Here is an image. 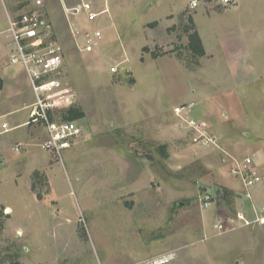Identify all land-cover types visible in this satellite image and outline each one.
<instances>
[{
  "label": "rangeland",
  "instance_id": "374dc122",
  "mask_svg": "<svg viewBox=\"0 0 264 264\" xmlns=\"http://www.w3.org/2000/svg\"><path fill=\"white\" fill-rule=\"evenodd\" d=\"M90 1L98 17L90 22L81 13L71 20L80 31L101 29L102 41L93 52L81 53L63 13V3L73 6L80 0H42L64 60L55 91L69 88L75 93L70 106L84 112L83 118L75 120L80 135L60 157L41 148L47 139L43 125L15 126L28 120L30 107L25 105L35 101L28 80L18 84L17 95L0 93V121L12 127L0 135V264H157L155 255L174 247L176 257L164 264H264V220L254 221L251 203L235 196L243 192L242 187H229L205 167L200 159L206 146L191 140L188 125L179 118L178 127L185 132L181 145H176L190 146L194 161L187 164L181 154L174 155L180 158L176 171L145 137L158 121L153 112L173 98L170 85L174 83L171 90L183 86L178 85L177 75L165 78L158 72L160 61L144 62L143 56L170 55L186 74L198 62L187 49L186 27L195 30L188 23L191 14L178 16L189 0ZM207 1L211 4L199 0L192 11L200 28L207 9H216V0ZM246 1L254 0H244L241 11L247 10ZM2 2H8L0 0L4 12ZM29 2L13 0L12 8L17 6L13 15ZM256 9L264 16V0H258ZM171 13L178 16L172 37L170 32L168 37L158 34ZM4 21L7 26V18L2 17L0 26ZM153 21L159 23L156 29L149 27ZM111 66L117 71L111 72ZM167 66L170 73V63ZM135 76L137 82H130ZM186 82L190 86V78ZM257 83L260 80L254 78L246 85L251 97L260 95L259 87L254 88ZM184 101L189 102L190 96ZM259 104L244 109L250 124L263 130L264 116L257 111L264 112V103ZM60 111L53 120L62 119ZM165 133L171 136L169 130ZM260 142L263 152L254 153L248 146L235 152V157L249 155L257 163L261 182L251 188V194L258 213L264 207V141ZM221 164L227 175L237 179ZM204 194L212 201L207 208L200 207ZM175 204L183 205L175 209ZM237 212L253 221L245 225ZM218 220L225 222L221 233L214 228Z\"/></svg>",
  "mask_w": 264,
  "mask_h": 264
},
{
  "label": "crops",
  "instance_id": "0c3cea01",
  "mask_svg": "<svg viewBox=\"0 0 264 264\" xmlns=\"http://www.w3.org/2000/svg\"><path fill=\"white\" fill-rule=\"evenodd\" d=\"M234 1L235 4L231 6L234 10L228 11L231 7H223L220 4V0H216L214 4L216 5V9H207L208 17L202 21V28L199 27L194 17L196 11L191 14L193 26L198 33L204 49V55L197 57L198 62L190 70L186 71L187 74L180 69L178 65L179 60L173 59L170 55L156 56L155 59L152 58L150 53L143 56L144 62L147 59L153 63L160 61L162 65H156L158 72L160 71L161 75L165 78L169 76L168 74L177 75L180 78L178 85L183 86V89L177 86V88L175 87L171 90V86L174 83L171 85L170 82L168 83L170 85L169 93L172 92L170 97L172 96L173 98L169 100L164 108L161 107L159 110L153 112L154 116H158V121H154L153 130H150L145 137L146 139L149 137L156 146L166 145V157L164 159H170L172 164H174L170 168L171 171H176L177 162L180 160V158L174 155L178 156L181 154L184 162L190 164V162L194 161L190 158V151H192L190 146L186 149H179L176 145H181L180 140L183 139L182 133L185 131L178 127L180 120L173 111V108L177 105L190 104L188 116L200 122L218 145V148L213 145L204 147L202 151H204L205 155L201 156L200 160L207 169L215 173V177L222 179L226 185L241 188L238 180L227 175L225 167L221 164L220 158L223 155L221 150L234 156H236V148L247 146L252 148L254 153L263 152L260 141H264V128L262 130V126H260V128L256 129L251 125L250 116L244 108L246 105L258 106L260 105L259 103H264L261 100L264 99V46L261 45V43H264V21L261 19H264V16H261L256 9L258 0H254L251 3L246 1L247 10L245 11H241L242 9L239 8V5L244 3V0ZM7 2V4L2 2L5 13L0 7V18L2 17V19L7 18L8 14H13L14 9L17 7L15 6L14 8L13 6L12 8L13 0H7ZM31 3H33V0L28 4ZM205 3L206 5L211 4L207 0H205ZM187 10L188 6L185 10H181L178 16L183 12L187 14ZM178 16L175 17L173 13L167 14L165 17L167 23L158 34H164V36L168 37L170 32V36L172 37L171 27H173L172 25H177ZM158 24L149 27L156 29ZM5 29L6 24L4 21L3 25L0 26V39L2 41L5 40L3 34ZM162 35H159L157 41L160 40ZM157 41H153V43L158 44ZM159 45L161 46L162 44L159 42ZM3 60H5V57L2 59L0 65V78L3 81L0 93L5 92V96L17 95L20 92L18 84L20 82L23 83L27 79L25 72L18 65L6 66ZM168 63H170L171 67L170 73H167ZM221 70H224L223 73L226 75L224 80L220 78ZM186 78H190V86L186 82ZM254 78H257L258 82L260 80V83H257L254 87H259L260 95H253L251 97L250 90L246 85ZM136 82L137 77L135 76L133 83ZM187 96H190L189 102L184 101ZM31 104L32 102L25 106L30 107ZM257 114L264 116V112L257 111ZM26 122L27 120L15 126L25 124ZM166 125H168L166 130L170 131L171 136L165 133L164 127ZM241 136L244 138H240ZM184 154L187 158H185ZM213 156L214 160L212 159ZM148 158L150 159L151 156H148ZM155 162L157 163L158 160ZM254 163L258 167L257 163ZM156 172L160 173L157 170ZM162 176H164L163 170L161 171L160 178ZM236 193L235 196L240 198V194ZM180 205L183 204H175L172 207L177 209ZM176 249L177 247H174L169 249V251H162L155 255L154 258L157 259V264L169 263L173 259L171 257H176Z\"/></svg>",
  "mask_w": 264,
  "mask_h": 264
},
{
  "label": "built area",
  "instance_id": "2783aa9c",
  "mask_svg": "<svg viewBox=\"0 0 264 264\" xmlns=\"http://www.w3.org/2000/svg\"><path fill=\"white\" fill-rule=\"evenodd\" d=\"M223 7H231L234 0H220ZM199 0H189L187 15L198 7ZM63 13L68 22V28L74 38L75 46L81 53L93 52L101 44L102 31L99 28L80 31L71 20L73 16L83 13L87 21H94L98 17L96 6L90 0H80L76 5L66 6L63 3ZM4 41L0 39V54L5 52V65H18L24 70L35 101L30 105L28 120L25 124L38 123L43 125L47 132V139L41 143V148L60 157L61 151L68 148L72 141L80 135V128L76 121L53 120L57 111L68 108L75 100V93L69 88L56 92L60 85L57 77L61 72L64 60L62 50L57 42L53 25L45 11L42 0H33V3L24 5L17 12L7 15V26L3 32ZM80 39V40H79ZM111 72L117 67L111 66ZM189 105H180L173 109L174 113L190 128V137L196 144L213 145L218 148L204 126L188 116ZM12 129L6 121H0V135ZM14 149L19 150L16 145ZM220 149V148H219ZM222 163L227 166L229 174L236 177L243 188L240 197L251 203L256 222H263L264 207L261 213L253 203L251 188L261 182V175L257 170L252 156L246 155L237 158L223 150ZM212 201L209 194L200 198V207L207 208ZM237 218L250 224L253 220L246 219L241 212ZM225 222L218 220L214 228L219 233L225 231Z\"/></svg>",
  "mask_w": 264,
  "mask_h": 264
},
{
  "label": "trees",
  "instance_id": "16d2710c",
  "mask_svg": "<svg viewBox=\"0 0 264 264\" xmlns=\"http://www.w3.org/2000/svg\"><path fill=\"white\" fill-rule=\"evenodd\" d=\"M188 23L189 26L190 24H192L193 26V22L190 16H188ZM156 22H153L151 25H155ZM190 27H186L185 32H189L187 35V49L190 51V53L196 57H201L204 55V49L201 43V40L198 36V33L193 30ZM191 31V32H190ZM143 51H148L147 47H143L142 49ZM152 57H156L157 54L156 53H151ZM130 82H134L133 79L129 80ZM3 86V81L0 78V89ZM61 112V118L62 120H70V121H75L78 119H81L84 117V112L78 108V107H74V106H70L66 109H63L60 111ZM157 151L158 153L164 158L166 157V152H165V148L166 145H158L157 147ZM223 198L227 201V196L224 195ZM12 264H18L17 262H12Z\"/></svg>",
  "mask_w": 264,
  "mask_h": 264
}]
</instances>
